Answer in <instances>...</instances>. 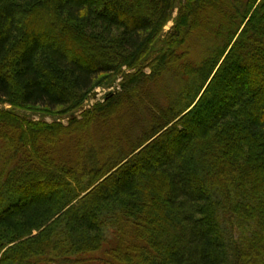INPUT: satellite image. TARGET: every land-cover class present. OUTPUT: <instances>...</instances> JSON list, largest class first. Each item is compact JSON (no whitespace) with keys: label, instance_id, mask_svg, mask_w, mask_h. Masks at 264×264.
<instances>
[{"label":"trees","instance_id":"trees-1","mask_svg":"<svg viewBox=\"0 0 264 264\" xmlns=\"http://www.w3.org/2000/svg\"><path fill=\"white\" fill-rule=\"evenodd\" d=\"M5 105L0 264H264V0H0Z\"/></svg>","mask_w":264,"mask_h":264},{"label":"rangeland","instance_id":"rangeland-1","mask_svg":"<svg viewBox=\"0 0 264 264\" xmlns=\"http://www.w3.org/2000/svg\"><path fill=\"white\" fill-rule=\"evenodd\" d=\"M176 11L177 10L175 9L174 12L172 13V16H171L172 19L176 16ZM172 26H173V21L171 20L163 28L164 34H167L171 30ZM160 46H161V43L157 42L156 45L154 46V50H155L154 52H156L160 48ZM145 72L149 73V70L145 69ZM247 77L248 78L251 77V73L250 72L247 73ZM121 81H122L121 77L115 78V80L112 81V82H107L106 80H104V82L101 85L96 86L91 92L88 93V95L85 98V101L83 102L82 106L79 109H77L76 111L70 113L69 116H67V117L65 116V117H62V118L58 119L57 117L53 118V117H48V116H41L40 114L21 113V112H17V113L20 114V115H23L26 118H30V119H32L34 121L43 120L46 123H51L53 121H57V122H61L63 125H67L68 120L70 118H72V117H80L81 112L91 110L95 106L103 104L105 102L106 98L109 95L113 96L114 94L119 92L120 91V83H121ZM8 108H9L8 105L0 106V109H8ZM36 111H42V110H38L37 109ZM139 117L146 119L145 113H143L141 111L139 113ZM113 125H114V123H113ZM96 129L98 131L99 130V126L96 127ZM100 130H101V128H100ZM96 134H97V132H96ZM106 234H108V232H106Z\"/></svg>","mask_w":264,"mask_h":264}]
</instances>
